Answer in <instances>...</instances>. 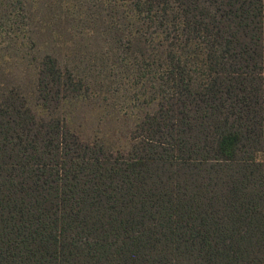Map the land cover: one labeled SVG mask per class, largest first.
<instances>
[{
	"label": "trees",
	"instance_id": "1",
	"mask_svg": "<svg viewBox=\"0 0 264 264\" xmlns=\"http://www.w3.org/2000/svg\"><path fill=\"white\" fill-rule=\"evenodd\" d=\"M263 152L264 0H0V264H264Z\"/></svg>",
	"mask_w": 264,
	"mask_h": 264
},
{
	"label": "rangeland",
	"instance_id": "2",
	"mask_svg": "<svg viewBox=\"0 0 264 264\" xmlns=\"http://www.w3.org/2000/svg\"><path fill=\"white\" fill-rule=\"evenodd\" d=\"M3 72L11 74L14 80H21L20 85L23 88L28 87V71L21 66L5 63ZM108 112L94 109L88 103L80 104L71 113L70 126L85 141H102L110 147H120L124 145L128 138V131L132 127V122L126 121L121 124L122 120L111 121L107 119ZM121 119L123 115L121 114ZM264 160V152L260 156Z\"/></svg>",
	"mask_w": 264,
	"mask_h": 264
}]
</instances>
